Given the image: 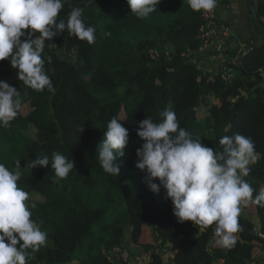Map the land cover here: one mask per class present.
<instances>
[{
	"label": "trees",
	"instance_id": "obj_1",
	"mask_svg": "<svg viewBox=\"0 0 264 264\" xmlns=\"http://www.w3.org/2000/svg\"><path fill=\"white\" fill-rule=\"evenodd\" d=\"M253 1L262 22L264 0ZM77 6L96 39L88 44L65 30L46 41L43 55L52 57L45 68L54 93L32 90L7 60L0 61V81L16 87L24 101L10 127L0 128V163L12 168L20 160L23 168L38 156L49 157L48 167H25L18 181L29 193L32 219L47 234L39 250H27V264H118L107 256L122 243L126 227L132 243L150 252L148 264L256 263L264 237L256 234L255 221H264V208L242 206L239 240L230 250L221 248L214 243L215 225L178 222L164 189L149 190L146 173L135 167V152L143 143L136 135L139 122H159L170 105L180 127L207 147L221 150L225 135L251 137L259 155L244 179L258 194L264 188V33L259 42L247 41L236 61L238 48L230 53L224 75L214 74L190 58L202 45V19L187 0H160L147 18L131 13L126 0H63L58 21ZM113 117L129 132L117 177L103 171L95 152ZM53 152L75 162L59 183H53ZM146 229L155 249L140 240Z\"/></svg>",
	"mask_w": 264,
	"mask_h": 264
},
{
	"label": "clouds",
	"instance_id": "obj_2",
	"mask_svg": "<svg viewBox=\"0 0 264 264\" xmlns=\"http://www.w3.org/2000/svg\"><path fill=\"white\" fill-rule=\"evenodd\" d=\"M86 3L91 0H85ZM137 18H147L157 10L160 0H126ZM196 12H211L217 0H187ZM63 0H0V61L7 60L16 70V78L37 92H55L45 64L52 57L43 55L46 41L67 30L88 44L95 42V28L85 23L84 8H72L67 20L58 14ZM54 46V45H53ZM24 101L21 92L6 81H0V128L7 129L16 119ZM154 122L146 117L139 122L137 137L143 141L137 148L135 167L146 173L145 183L153 193L165 191L178 222L214 227V243L224 249L236 246L243 231L239 217L242 206L264 208V188L255 189L244 177L258 153L251 137L235 133L219 139L221 150L207 147L180 127L176 112L170 105L160 112ZM83 129H80V132ZM129 132L120 120L113 117L107 124L103 139L96 147L103 171L117 177V159L125 155ZM49 166V157L41 155L27 162L29 170ZM51 167L53 183L69 176L75 162L60 152H53ZM20 160L9 168L0 163V264H27V250H39L46 244L47 234L32 219L26 203L29 193L18 186L22 169ZM158 181L159 183H155ZM35 204L31 208H35ZM264 221H255L256 234L264 237Z\"/></svg>",
	"mask_w": 264,
	"mask_h": 264
},
{
	"label": "crops",
	"instance_id": "obj_3",
	"mask_svg": "<svg viewBox=\"0 0 264 264\" xmlns=\"http://www.w3.org/2000/svg\"><path fill=\"white\" fill-rule=\"evenodd\" d=\"M244 5V0H217L218 20L231 28L233 37L226 41L224 46H221L223 39L219 38L217 51L214 49L216 45L213 44L210 49L200 50L191 55L194 62H199L207 72L215 73L225 68L230 60V53L235 48H239L241 43L250 40L260 41L251 23L249 8L246 9ZM140 240L150 243L154 249L157 247V242H154V238L150 235L148 229L144 231V235ZM119 247L127 252L130 260L128 263L121 261V264H148L150 261V252L143 251L138 245L132 243L131 230L127 227ZM155 253L159 254L160 251L157 249ZM160 254L163 261H165V252ZM254 264H264V251L258 256Z\"/></svg>",
	"mask_w": 264,
	"mask_h": 264
},
{
	"label": "built area",
	"instance_id": "obj_4",
	"mask_svg": "<svg viewBox=\"0 0 264 264\" xmlns=\"http://www.w3.org/2000/svg\"><path fill=\"white\" fill-rule=\"evenodd\" d=\"M218 12L219 11L217 9V6L211 12L201 11L202 25L199 28V34H200V38L202 41V45L199 51L210 49L213 44L216 45L214 49L215 51H217L219 38L223 39L221 46L222 45L224 46L225 45L224 43L226 41H229L231 37H233L231 28L227 24L221 23L218 20L219 19ZM261 23L264 25V19ZM249 43L252 44V43H255V41L250 40ZM246 44H247V41L244 43H241V45L238 48L239 52L235 55L233 59L234 61L238 59L239 55H242L244 54V52L247 51ZM191 55H190V58L192 61H194ZM229 61H232L231 57ZM225 70H226V67L222 68V70H219V72L218 71L215 72L214 74L221 72L224 75ZM128 256L129 255L127 254V252L123 251L120 247H114L111 250L110 254L107 256V259L108 260L117 259L118 261H124L125 263H128L130 261ZM215 264H226V263L223 260H219Z\"/></svg>",
	"mask_w": 264,
	"mask_h": 264
},
{
	"label": "water",
	"instance_id": "obj_5",
	"mask_svg": "<svg viewBox=\"0 0 264 264\" xmlns=\"http://www.w3.org/2000/svg\"><path fill=\"white\" fill-rule=\"evenodd\" d=\"M247 4H248V8L250 11V17L252 20V24L256 30V32L258 34H263L264 33V25L260 22V20L258 19L256 12H255V5H254V1L253 0H247ZM59 58L63 59L62 53L61 51L58 52ZM212 242H209L208 246H211ZM117 263L119 264V261H117Z\"/></svg>",
	"mask_w": 264,
	"mask_h": 264
},
{
	"label": "rangeland",
	"instance_id": "obj_6",
	"mask_svg": "<svg viewBox=\"0 0 264 264\" xmlns=\"http://www.w3.org/2000/svg\"><path fill=\"white\" fill-rule=\"evenodd\" d=\"M244 2H245L244 7H246V9H247V7H248V5H247V3H246L247 0H244ZM256 36L259 38V40L262 39V34H257ZM218 72H219V71H218ZM32 198H34V199H39V196H38V195H33Z\"/></svg>",
	"mask_w": 264,
	"mask_h": 264
}]
</instances>
